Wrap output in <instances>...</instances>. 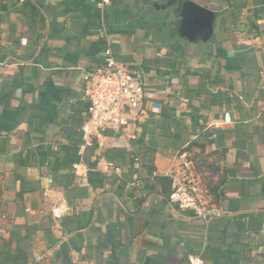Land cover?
<instances>
[{
    "label": "crops",
    "instance_id": "obj_1",
    "mask_svg": "<svg viewBox=\"0 0 264 264\" xmlns=\"http://www.w3.org/2000/svg\"><path fill=\"white\" fill-rule=\"evenodd\" d=\"M98 1L0 0V264H264V0H189L215 16L207 42L175 32L184 0ZM112 40L161 107L82 139L69 206L45 151L68 141L83 74ZM181 150L207 202L218 196L223 214L208 223L176 210L153 180L177 171ZM89 166L104 179H88ZM77 214L85 227L64 225Z\"/></svg>",
    "mask_w": 264,
    "mask_h": 264
},
{
    "label": "built area",
    "instance_id": "obj_2",
    "mask_svg": "<svg viewBox=\"0 0 264 264\" xmlns=\"http://www.w3.org/2000/svg\"><path fill=\"white\" fill-rule=\"evenodd\" d=\"M109 4L110 0L98 1L100 9ZM119 43L118 40L107 41L101 62L83 74L87 120L81 132L85 141L100 131L122 132L131 118V112L147 114L149 111L160 110L159 96H152L157 92L147 88L141 75L130 71L116 60L112 45ZM177 159L179 161L177 171L168 175L172 182L169 203L177 205L179 209L192 211L202 223L222 216L221 209L207 202L188 153L181 150L177 154ZM137 161L136 157L135 162ZM61 215L59 207L52 210L54 218L58 219ZM190 263L195 264L192 260Z\"/></svg>",
    "mask_w": 264,
    "mask_h": 264
},
{
    "label": "trees",
    "instance_id": "obj_3",
    "mask_svg": "<svg viewBox=\"0 0 264 264\" xmlns=\"http://www.w3.org/2000/svg\"><path fill=\"white\" fill-rule=\"evenodd\" d=\"M112 0H110L111 2ZM33 10V7L31 8ZM26 13V11H24ZM34 14V13H33ZM35 16V15H34ZM34 16H26L30 27L33 24L31 20L36 19L33 18ZM38 22L41 24V19L38 17ZM104 49L106 46V42L103 41ZM158 62V60H156ZM173 64L170 63V61H167L165 68L169 69L168 73L171 75L176 74V71L173 68ZM184 96L188 98H196L199 96V90L192 91L189 89H186ZM87 102L86 101H78L73 103L70 106V119L72 120V127L73 130L65 132L66 140H68L66 143H60L57 146L52 145L51 147H48L45 151V159H46V168H47V174L50 177L52 184L54 187L61 188L64 194V198L66 200V203L69 206H72L74 203V199H76L81 192V189L77 186L76 181L78 179V176L75 173L74 166L79 164L82 160L81 155L79 154V148L82 144V132L80 130V127L82 124L87 120ZM162 109V108H161ZM264 113V109H263ZM262 113V114H263ZM148 114H154V112L149 111ZM208 133L205 135L207 136ZM236 136V133H235ZM246 136V135H244ZM5 140V139H3ZM142 140V139H139ZM140 153L144 154V156H149L150 153L147 150V148L141 146L139 147ZM27 155V154H26ZM138 158L140 160V156H134L132 157V162H135V158ZM27 156H23L19 158V162L23 165L27 163ZM143 168L145 169L148 177L152 176V174L155 171V168L153 165L150 164V162L147 159H144L142 162ZM88 179L91 180H99L102 181L104 177L98 173L95 172L92 166H89V170L87 172ZM149 180V179H145ZM153 180L159 185L160 192L166 199V201L169 203V196L172 192L171 188V179L169 177L164 176H158L154 177ZM124 186V183L122 184V187ZM213 190V189H212ZM25 190H20L16 196L20 199L23 195ZM211 191V190H210ZM212 193H215L214 191H211ZM216 194V193H215ZM217 195V194H216ZM212 202H214L213 205L216 208L218 207V196H215L212 198ZM175 207L176 210L186 213L193 217L194 219H197L194 215V213L190 210H182L179 209L177 205L171 204ZM82 214L72 215L65 217L63 219V223L66 226H71L74 230L82 229L88 224V221L84 220Z\"/></svg>",
    "mask_w": 264,
    "mask_h": 264
},
{
    "label": "water",
    "instance_id": "obj_4",
    "mask_svg": "<svg viewBox=\"0 0 264 264\" xmlns=\"http://www.w3.org/2000/svg\"><path fill=\"white\" fill-rule=\"evenodd\" d=\"M179 16L180 21L175 32L180 37L189 40L200 39L203 42L211 40L215 16L210 10L184 0L180 3Z\"/></svg>",
    "mask_w": 264,
    "mask_h": 264
}]
</instances>
